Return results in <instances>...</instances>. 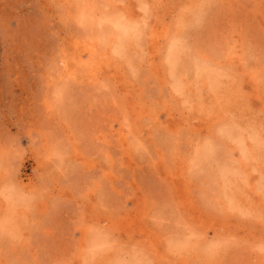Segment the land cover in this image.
<instances>
[{
  "label": "rangeland",
  "instance_id": "1",
  "mask_svg": "<svg viewBox=\"0 0 264 264\" xmlns=\"http://www.w3.org/2000/svg\"><path fill=\"white\" fill-rule=\"evenodd\" d=\"M0 264H264V0H0Z\"/></svg>",
  "mask_w": 264,
  "mask_h": 264
},
{
  "label": "bare ground",
  "instance_id": "2",
  "mask_svg": "<svg viewBox=\"0 0 264 264\" xmlns=\"http://www.w3.org/2000/svg\"><path fill=\"white\" fill-rule=\"evenodd\" d=\"M179 51H177V53H178ZM177 55V54H176ZM202 69V68H201ZM203 71V70H202ZM213 73V72H212ZM214 88V87H213Z\"/></svg>",
  "mask_w": 264,
  "mask_h": 264
}]
</instances>
